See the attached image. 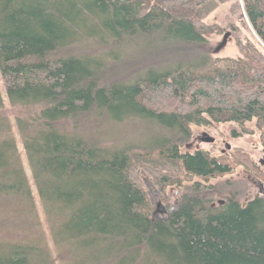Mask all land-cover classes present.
<instances>
[{"label":"trees","instance_id":"obj_1","mask_svg":"<svg viewBox=\"0 0 264 264\" xmlns=\"http://www.w3.org/2000/svg\"><path fill=\"white\" fill-rule=\"evenodd\" d=\"M228 1L0 0V76L10 105L36 110L14 126L48 228L47 238L3 124L0 204L24 232L0 238V264H264V197L218 208L203 198V182L256 170L248 155L179 151L192 126L223 123L248 134L253 123L264 147V0H241L253 36L236 38L238 55L213 57L208 38L238 31L207 23ZM126 52L141 58L131 74ZM127 121L160 134L108 144L106 129ZM143 168L180 189L166 216L151 217Z\"/></svg>","mask_w":264,"mask_h":264},{"label":"rangeland","instance_id":"obj_2","mask_svg":"<svg viewBox=\"0 0 264 264\" xmlns=\"http://www.w3.org/2000/svg\"><path fill=\"white\" fill-rule=\"evenodd\" d=\"M238 3V9L233 10L232 6ZM248 25L246 19L243 16V9L241 0H230L223 4H220L207 18V23H215L223 28L232 23L238 28V31L227 35L223 40V34L212 35L208 38L207 51L213 57H236L238 55L235 40L236 38L244 39L253 36L250 28H245ZM188 51H184L183 58L188 55ZM181 53L173 51V56L178 57ZM131 53L126 52L124 57L127 60H123L121 68L126 73L131 74L136 71L140 66V60L137 61L138 56L134 54L130 59ZM123 57V58H124ZM134 58V59H133ZM130 59V60H128ZM162 63V60L155 62ZM154 64V63H153ZM112 68L105 72L106 76L111 77L113 73ZM0 94L2 98V104L0 106V126L3 124L8 125L10 133L14 136L16 141L17 150L19 153L21 164L25 170L26 176L31 187V193L33 201L37 211V219L40 223L41 230L44 231L48 238V228L44 220L38 198L36 196V190L33 186V182L28 171L26 159L20 143L19 135L14 126V120L18 117L29 116L36 110L34 108H24L12 106L8 103L5 97V84L0 76ZM161 102V101H160ZM245 129L252 130V134L242 132V129L234 123L213 124L206 127H191L190 137L184 141L179 147L180 153H193L196 150L207 151L212 156H225L226 158H233L236 151H242L251 159L252 163L256 166V170H246L242 165H236L233 167L229 174L224 176L209 179L205 183V192L203 198L208 202L209 206L218 208L229 197H236V199L244 205L254 196L264 197L263 194L258 192L257 187L252 180L262 182L264 185V167L258 164V160L261 159L264 154V147L260 140V134L255 130L253 123L245 124ZM232 132L237 133L236 137L232 136ZM106 140L108 144H137L144 145L150 143L160 131L155 126L149 123H143L139 121H127L119 125H113L111 128L106 129ZM204 133V134H203ZM212 137L214 140L212 143H206L199 141L197 138L203 136ZM105 140V141H106ZM225 144L229 145V148H225ZM140 183L143 191L145 192L149 204L151 206V217L158 218L166 216V212L169 209L177 207L179 204L180 189L175 185L166 184L164 188H161L154 178L149 174L146 169L139 171ZM198 182L196 178H189L183 184H191ZM202 183V182H201ZM156 201H159L164 209V213H160L157 209ZM222 201V204L218 202ZM11 206H5L0 204V238L18 239L24 231L21 229L17 215L13 214L12 210H9ZM9 211L8 213H6ZM27 237H30L29 235ZM50 244V242H49Z\"/></svg>","mask_w":264,"mask_h":264},{"label":"flooded vegetation","instance_id":"obj_3","mask_svg":"<svg viewBox=\"0 0 264 264\" xmlns=\"http://www.w3.org/2000/svg\"><path fill=\"white\" fill-rule=\"evenodd\" d=\"M204 134V133H203ZM204 137V136H203ZM199 141H201L202 137H198L197 138ZM264 156V154H262L261 158ZM252 182L254 183V185L257 187L258 189V192H260L261 194L264 195V185L262 182H259V181H254L252 180ZM156 204H157V209L158 211H160V213H164V209L163 207L161 206L160 202L159 201H156Z\"/></svg>","mask_w":264,"mask_h":264},{"label":"water","instance_id":"obj_4","mask_svg":"<svg viewBox=\"0 0 264 264\" xmlns=\"http://www.w3.org/2000/svg\"><path fill=\"white\" fill-rule=\"evenodd\" d=\"M227 35H229V34L226 33V34L223 35V40H225V38H226ZM213 140H214V139H213L212 137H209V136H207V135H205V136L201 139V141L206 142V143H212ZM225 148L228 149V148H229V145H228V144H225ZM258 164H259L260 166H263V167H264V156H263L261 159L258 160ZM218 203H219V204H222V201H219Z\"/></svg>","mask_w":264,"mask_h":264}]
</instances>
